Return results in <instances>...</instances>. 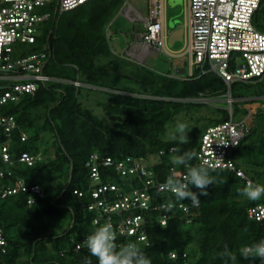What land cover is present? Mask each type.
I'll list each match as a JSON object with an SVG mask.
<instances>
[{
    "label": "trees",
    "instance_id": "16d2710c",
    "mask_svg": "<svg viewBox=\"0 0 264 264\" xmlns=\"http://www.w3.org/2000/svg\"><path fill=\"white\" fill-rule=\"evenodd\" d=\"M125 1L88 0L67 11L54 7L31 44L33 51L48 46L50 55L43 72L55 79L41 82L34 93L21 95L2 110L14 114L19 128L29 134L22 141L19 131L14 132L10 147L15 155L42 150L41 140L48 132L54 155L33 166L15 167L16 173L39 183L44 195L33 204L28 203V192L0 200V228L7 241L6 251L0 247V264H97L86 246L76 248L78 240L97 227L94 213L83 207L91 200L86 166L90 154L98 152L114 161L127 156L154 158L159 180L169 176L183 180L176 172L186 171V167L172 162L179 154L177 149L191 150L195 156L190 163H199L197 151L203 133L229 117L227 103L211 125L201 132L195 130L187 143L164 139L168 123L179 114L184 99L225 94L217 90L226 82L213 74L199 75L197 69L191 76L159 72L118 55L110 45L107 27ZM259 12L264 16V0L254 16V24L264 31ZM76 80L106 93L107 98L99 96L90 102L87 94L82 99L83 85L76 86ZM87 102L101 108L105 117ZM233 110L234 117L235 111L248 114L247 109ZM259 114L264 115V108L250 117V131L237 147L245 151L246 160L236 161L254 183L264 184V119L259 120ZM102 171L108 180L121 181L115 171ZM213 174H218L220 182L208 185L206 196L190 186L198 194L196 206L189 199L177 200L174 193L167 197L152 189V209L147 211L150 244L134 241L152 264H233L221 256L225 246L236 256L234 264L257 261L244 260L239 249L264 238V225L248 215L251 206L264 203V195L247 199L242 194L247 184L233 171L215 168ZM75 189L83 190L84 196L75 194ZM165 200L174 206L154 208ZM180 202L190 204L195 214L185 215ZM162 213L168 216L165 225L160 223ZM171 251L176 258L170 257Z\"/></svg>",
    "mask_w": 264,
    "mask_h": 264
},
{
    "label": "built area",
    "instance_id": "2783aa9c",
    "mask_svg": "<svg viewBox=\"0 0 264 264\" xmlns=\"http://www.w3.org/2000/svg\"><path fill=\"white\" fill-rule=\"evenodd\" d=\"M86 1L88 0H0V200L18 192H28V203L33 204L44 195L39 183L31 182L24 175L16 173L15 167L17 164L33 166L43 161L45 155L42 150H23L17 155L12 152L10 145L14 132L19 131L22 141L27 140L29 134L19 128L14 114L4 112L2 108L9 102L17 101L23 94L34 93L41 82L55 78L43 72L50 55L48 46L21 54L15 48L36 42L43 31L41 24L52 15L51 11H43V7L67 11ZM261 2L262 0H188L189 36L183 50V54H188V64L183 74L191 76L194 69H197L201 75L209 67L230 86L224 96L228 103L229 117L208 127L203 133L197 159L199 163L235 172L246 184L254 181L233 157V151L250 131L249 118L253 113L251 108L246 107L248 114L235 119L231 82L264 79V31L254 24V16ZM162 14L163 9L158 5L145 20L147 28L141 37L145 45L160 49L164 47ZM74 84L83 85L79 80L74 81ZM203 101L209 102L211 98L204 97ZM86 166L90 172L88 192L91 200L84 202L83 207L94 213L93 223L97 227L106 222L112 223L118 244H121V239L125 243L138 241L150 244L147 232L150 217L147 211L152 209V189L167 197L173 193L166 181L158 179L154 164L146 158L134 156L114 161L110 156L93 152L87 159ZM103 168L115 171L121 181L108 180ZM176 174L184 178L186 171H177ZM74 193L81 198L84 196V191L80 189H75ZM172 206L173 202L165 200L154 208ZM178 206L184 210L185 215L195 214L190 204L180 202ZM248 215L264 225V203L251 206ZM167 220V214L162 213L160 223L165 225ZM86 237L78 240L77 249L86 246ZM6 244L0 228V247L3 251H6ZM169 255L171 258L177 257L174 251ZM251 264L264 262L258 258Z\"/></svg>",
    "mask_w": 264,
    "mask_h": 264
},
{
    "label": "rangeland",
    "instance_id": "374dc122",
    "mask_svg": "<svg viewBox=\"0 0 264 264\" xmlns=\"http://www.w3.org/2000/svg\"><path fill=\"white\" fill-rule=\"evenodd\" d=\"M168 13L170 19L175 18V21L171 20V22L175 23H181L183 22V1L182 0H169L168 1ZM149 0H126L125 3L122 5L121 9L115 14V16L112 18V21L109 23L107 27V35L109 38L110 45L114 49V51L117 52H123L126 51V46L128 42L134 37L137 40H141L142 34L145 32V28L139 24L140 22L137 19L136 21H133L131 19L132 15H135L136 13L131 11L129 6H137V7H148ZM43 11H54V7L45 6L42 8ZM258 11V10H257ZM258 20L261 21L262 17L264 16L259 12L258 13ZM41 29H43L44 24H41ZM183 42H177L173 46H170L173 49H178L182 46ZM47 45H44L42 47L46 48ZM17 51H19L18 54H21L22 52H31L33 50L31 45L22 44L15 48ZM136 58L131 57L133 60L137 61V55H135ZM188 59V54H185L183 56L178 57H170L169 55L162 53V52H155L152 54V56L146 60L144 63L146 66L151 67L152 69H155L159 72H168L172 71L171 75L176 74L175 66H181L184 64V61ZM143 64V63H142ZM173 67V68H172ZM207 73L213 74L218 76L213 70H210L209 67H206V72L203 73V75H206ZM202 75V74H201ZM207 76V75H206ZM219 77V76H218ZM230 86L225 83L224 86L219 87L217 92L222 93L224 91L225 94H227ZM231 92L234 96V103L233 108H242L248 109L250 104V110L253 114L257 112L258 110L253 107V104H257L259 109L264 108V79L256 80L250 79V80H235L231 82ZM89 95V101L93 102L94 99H97V97H101L103 99L107 98L106 93H100L96 90L90 88L87 85L83 84V87L81 89L80 97L83 99L84 96ZM225 94H219L217 96H211V101L205 102L203 101V98L205 96H200L197 98H188L184 99V104L181 106V111L179 114H177L169 123L167 126V130L165 132V135H163L164 139H175L171 135V132L173 131L175 124L177 121L185 122L188 126V129L186 130V136L187 138H191L194 134V131H203L207 126L211 125L213 118L220 115V107H225L227 102L224 100ZM87 105L88 102L86 103ZM93 104V103H91ZM252 104V105H251ZM228 105V104H227ZM93 105H89V107H92ZM248 107V108H246ZM94 112L99 114L101 117H105L104 112H102V109L99 107H92ZM243 111V110H242ZM252 114V116H253ZM243 116V112L235 111V119H239ZM251 116V117H252ZM259 120L264 119L263 114H259ZM250 119V118H249ZM52 136L48 133H44L43 138L41 140V149L42 152H45V158L52 157L54 155V148L51 147ZM46 147H49L50 149H46ZM233 157L240 163H244L246 160V153L243 149H235L233 151ZM150 163L155 164V159L151 158L148 160Z\"/></svg>",
    "mask_w": 264,
    "mask_h": 264
},
{
    "label": "clouds",
    "instance_id": "9594fccd",
    "mask_svg": "<svg viewBox=\"0 0 264 264\" xmlns=\"http://www.w3.org/2000/svg\"><path fill=\"white\" fill-rule=\"evenodd\" d=\"M187 129L188 126L185 122L177 121L171 135L181 144L187 143ZM177 152L179 154L173 158L172 162L185 166L186 175L183 180L177 179L175 176H169L166 178V184L177 200L189 199L195 206L199 203V198L190 186L199 189V195L206 196L207 186L220 182L218 181V174H213L215 165L190 163L195 156V153L191 150L181 152L178 148ZM242 194L249 200H258L264 195V184L249 182L242 189ZM86 248L92 256L96 257L97 264H152L151 257L142 251L134 241L118 244L117 233L110 222L95 227L87 235ZM239 254L244 260L259 258L260 261L264 262V238L240 248ZM221 256L227 257V260L232 261L233 264L236 260V256L229 252L227 246H225Z\"/></svg>",
    "mask_w": 264,
    "mask_h": 264
},
{
    "label": "crops",
    "instance_id": "0c3cea01",
    "mask_svg": "<svg viewBox=\"0 0 264 264\" xmlns=\"http://www.w3.org/2000/svg\"><path fill=\"white\" fill-rule=\"evenodd\" d=\"M169 0H149L148 7L146 6L143 7H137V6H129L131 11L135 12V15L131 16V19L133 21H138L140 22L141 26H143L145 29L147 28L145 20L147 17H149L150 12L152 11L153 8L159 5V7H162L163 9V28H164V47L163 48H156L152 45H145L143 41L137 40L134 37L128 42L126 46V51L117 52L118 55H120L123 58H126L129 61L139 63V64H144L146 60H148L152 54L155 52H162L170 57H178V56H183L185 54L183 50H185V46L188 43V25H187V10H188V0H182L183 1V22L181 23H175L171 22V20L175 21V18L170 19L169 13H168V3ZM137 18V19H135ZM177 42H183L182 46L178 49H173L170 46H173ZM167 51V52H166ZM170 52L171 54H169ZM135 55H137V61L133 60L131 57L136 58ZM145 65V64H144ZM181 66H175L176 73L178 74H183L177 72V70H181ZM151 68V67H150ZM173 68V67H172ZM170 72H172L170 70ZM252 105V104H251ZM250 108V104H248ZM253 107H255L257 110L259 109L257 104H253Z\"/></svg>",
    "mask_w": 264,
    "mask_h": 264
},
{
    "label": "water",
    "instance_id": "95a60500",
    "mask_svg": "<svg viewBox=\"0 0 264 264\" xmlns=\"http://www.w3.org/2000/svg\"><path fill=\"white\" fill-rule=\"evenodd\" d=\"M187 64H188V61L187 60L184 61V64L181 67V70H177V72H179V73H185Z\"/></svg>",
    "mask_w": 264,
    "mask_h": 264
}]
</instances>
